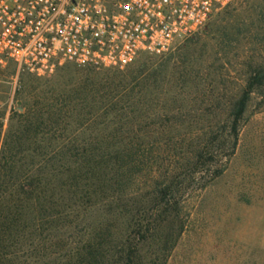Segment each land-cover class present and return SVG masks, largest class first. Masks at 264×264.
Masks as SVG:
<instances>
[{"label": "rangeland", "instance_id": "rangeland-1", "mask_svg": "<svg viewBox=\"0 0 264 264\" xmlns=\"http://www.w3.org/2000/svg\"><path fill=\"white\" fill-rule=\"evenodd\" d=\"M142 63L159 70L158 76L144 87L139 107L141 125L137 127L143 138L147 132L152 135L151 140L145 137L143 146L152 157L150 166L185 170L192 150L211 139V146L220 152L212 164L224 169L213 180L211 173L193 183L185 181L186 189L166 197L168 205L166 201L156 205L150 202L151 176L134 182L132 188L139 189L137 199H142L146 211L142 232L134 228L130 241L139 240L143 263L264 264V84L255 87L250 95L233 152L229 134L230 104L248 86L253 71H264V0H237L216 13L198 33L178 42L170 53L142 55L124 69L67 64L39 75L19 71L13 61H0V116L4 130L13 112L25 109L19 98L25 82L34 83L36 91H41L68 78L105 76L141 67ZM173 204L174 210L160 216L163 208ZM92 215L97 227L104 220L105 225L112 224L114 233L125 230V238L131 231L123 218L111 214L105 221L106 217L97 210ZM90 230L91 227L79 233L74 229L57 232L58 250L71 252L81 237H89ZM55 257L58 255L43 258L38 254L31 257V262L43 264ZM65 258L57 261L63 263Z\"/></svg>", "mask_w": 264, "mask_h": 264}, {"label": "trees", "instance_id": "trees-1", "mask_svg": "<svg viewBox=\"0 0 264 264\" xmlns=\"http://www.w3.org/2000/svg\"><path fill=\"white\" fill-rule=\"evenodd\" d=\"M142 65L105 76L68 78L41 91L32 82L21 84L24 111L13 112L6 130L0 116V264H32L31 257L38 254L58 255L43 264H144L136 235L130 241L134 228L142 232L146 211L134 182L151 176L150 202L168 205L166 197L186 189L185 181L211 173L213 180L223 172L212 164L220 152L211 139L192 150L185 170L150 166L152 157L143 146L145 137L153 138L148 132L143 138L137 127L144 87L159 70ZM263 84L264 71L256 69L229 106L232 152L250 95ZM96 210L105 221L111 214L123 218L131 228L128 236L125 230L114 233L104 220L95 226L91 217ZM169 210L174 204L160 216ZM90 227L89 237H81L71 252L58 250L59 232ZM61 257H67L63 263L58 262Z\"/></svg>", "mask_w": 264, "mask_h": 264}, {"label": "built area", "instance_id": "built-area-1", "mask_svg": "<svg viewBox=\"0 0 264 264\" xmlns=\"http://www.w3.org/2000/svg\"><path fill=\"white\" fill-rule=\"evenodd\" d=\"M237 0H0V61L45 75L164 56Z\"/></svg>", "mask_w": 264, "mask_h": 264}]
</instances>
